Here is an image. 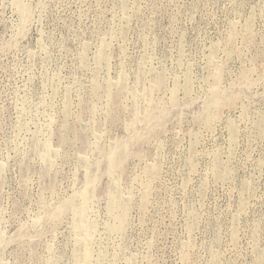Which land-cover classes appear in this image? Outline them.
<instances>
[{"label":"rangeland","instance_id":"rangeland-1","mask_svg":"<svg viewBox=\"0 0 264 264\" xmlns=\"http://www.w3.org/2000/svg\"><path fill=\"white\" fill-rule=\"evenodd\" d=\"M0 264H264V0H0Z\"/></svg>","mask_w":264,"mask_h":264},{"label":"bare ground","instance_id":"bare-ground-1","mask_svg":"<svg viewBox=\"0 0 264 264\" xmlns=\"http://www.w3.org/2000/svg\"><path fill=\"white\" fill-rule=\"evenodd\" d=\"M216 91V90H215ZM213 108V107H212ZM212 110V109H211ZM136 114V113H135ZM31 116V115H30ZM210 155V154H209ZM146 174V173H145ZM142 178V177H141ZM129 196V195H128ZM131 196V195H130ZM128 210V209H127ZM82 219V218H81ZM123 219H124V217L122 218V222H123ZM125 220V219H124ZM124 225V224H123ZM117 227V226H116ZM124 228V227H123ZM127 229V228H126Z\"/></svg>","mask_w":264,"mask_h":264}]
</instances>
